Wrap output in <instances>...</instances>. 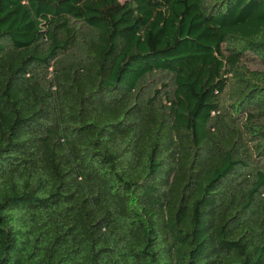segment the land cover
Returning <instances> with one entry per match:
<instances>
[{"label":"trees","instance_id":"obj_1","mask_svg":"<svg viewBox=\"0 0 264 264\" xmlns=\"http://www.w3.org/2000/svg\"><path fill=\"white\" fill-rule=\"evenodd\" d=\"M0 264H264V0H0Z\"/></svg>","mask_w":264,"mask_h":264},{"label":"rangeland","instance_id":"obj_2","mask_svg":"<svg viewBox=\"0 0 264 264\" xmlns=\"http://www.w3.org/2000/svg\"><path fill=\"white\" fill-rule=\"evenodd\" d=\"M121 1H124V0H121ZM249 66H251V62H248ZM256 65V64H255Z\"/></svg>","mask_w":264,"mask_h":264}]
</instances>
